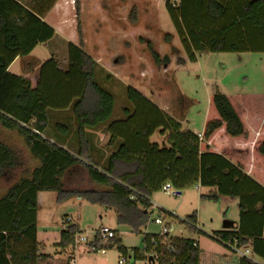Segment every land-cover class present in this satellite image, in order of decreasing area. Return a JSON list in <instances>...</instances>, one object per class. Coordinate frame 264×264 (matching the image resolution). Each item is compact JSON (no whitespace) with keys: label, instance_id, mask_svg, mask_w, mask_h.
Instances as JSON below:
<instances>
[{"label":"trees","instance_id":"16d2710c","mask_svg":"<svg viewBox=\"0 0 264 264\" xmlns=\"http://www.w3.org/2000/svg\"><path fill=\"white\" fill-rule=\"evenodd\" d=\"M56 1L31 0L27 7L40 23L37 42L56 34L42 21ZM166 7L191 61L203 52H264V0H167ZM131 16L137 20L135 9ZM27 23V17L10 19L0 9V128L16 131L26 143L19 149L0 139V264H53V254L44 252L38 239L41 191H56L58 201L78 197L113 208L119 223L140 231L150 218L152 194L165 183L177 191L199 184L209 188L214 199L236 198L238 225L215 231L212 237L233 251L234 245L251 250L250 255L237 254V264H264V184L241 163L211 150V144L202 149L204 138L224 124L228 135L248 136L229 97L219 90L214 93L220 119L210 121L203 136L131 84L122 85L125 99L120 105L107 84L121 80L85 49L81 30L75 50L82 87L74 96L68 89L59 93L33 87L29 78L8 71L30 50L21 32ZM172 39V33H165L168 43ZM147 42L155 64H169L170 56H161L152 41ZM70 63L62 67L51 58L50 65L68 71ZM156 134L161 140H152ZM259 151L264 154V142ZM31 160L38 164L32 166ZM86 179L95 186L83 187ZM181 222L197 229L195 215ZM65 225L56 243L61 250L74 247L82 234L74 221ZM115 232L107 243L99 244L98 230L87 245L125 250ZM144 240L145 249L157 250L155 264H201L202 250L194 237L170 236L166 231L145 234Z\"/></svg>","mask_w":264,"mask_h":264},{"label":"rangeland","instance_id":"374dc122","mask_svg":"<svg viewBox=\"0 0 264 264\" xmlns=\"http://www.w3.org/2000/svg\"><path fill=\"white\" fill-rule=\"evenodd\" d=\"M30 2L0 0V9L7 12L10 19L28 18L29 23L21 28V32L25 46L30 50L18 56L8 71L20 76L30 73L32 86L36 83L47 91L59 93L68 89V95H75L77 88L83 85L78 51L75 50L79 48L81 30L85 49L121 80L107 84L117 94L120 105L125 99L122 85L131 84L163 109L181 118L184 127L201 134L208 122L220 119L213 101L217 90L226 94L239 110L255 107L264 99V52H203L198 54L196 61L189 60L167 10V0H80L79 5L76 0H57L42 18L56 34L38 42L34 36L39 33L40 23L27 11ZM133 9L136 21L131 18ZM167 32L173 34L171 43L165 40ZM147 41H152L161 56H170L169 64H155ZM51 58L62 67L71 62L70 69L52 67ZM181 58L186 62L181 63ZM99 136L103 137L101 133ZM0 139L13 147L26 148L23 136L14 130L0 128ZM237 139L228 135L226 129L219 128L209 138H204L202 149L210 143L211 150L225 153L245 168L247 159ZM152 140H161V137L156 134ZM37 164V160H31L32 166ZM83 183V187L95 186L87 179ZM175 191L167 193L160 189L152 194L150 218L140 231L119 223L113 208L78 197L58 201L56 191H41L38 196V238L42 250L53 254V264H64L69 256L72 258L70 264H118L120 252L117 246L93 250L86 242L77 244L75 241L74 247L67 250L57 248L62 226L66 217L71 216L90 241L99 228L106 225L117 230L125 248L145 249V234H163L164 225H167L170 236L199 240L201 264H237V253L212 235L239 219L238 200L222 196L214 199L209 196L210 189L199 184L183 189L180 194ZM193 215L196 216L195 230L181 222ZM157 217L164 223H156Z\"/></svg>","mask_w":264,"mask_h":264},{"label":"crops","instance_id":"0c3cea01","mask_svg":"<svg viewBox=\"0 0 264 264\" xmlns=\"http://www.w3.org/2000/svg\"><path fill=\"white\" fill-rule=\"evenodd\" d=\"M101 64L105 66L104 63ZM25 77L31 80L30 73L28 74V76ZM35 86H37L36 83L35 84L33 83V87ZM236 110L239 113L242 121L245 123L246 128L248 130L247 137L239 136L238 139L236 140V142L241 146L242 148L241 151L244 152L243 154L246 156L247 159V165L245 167L246 168L245 170L249 174L255 176L262 184H264V154L260 153L259 151L260 145L264 142V99L260 100V102L255 107H248V108L241 107V110L237 108ZM221 128L226 129V124H224ZM203 134L204 133H201L200 135L203 136ZM102 138H104V135ZM222 197H227V196H222ZM238 221L239 219L234 220V222H232L231 225L225 226L224 228L235 227L238 225ZM64 226L66 225H63L62 228ZM256 259L259 260V258Z\"/></svg>","mask_w":264,"mask_h":264},{"label":"built area","instance_id":"2783aa9c","mask_svg":"<svg viewBox=\"0 0 264 264\" xmlns=\"http://www.w3.org/2000/svg\"><path fill=\"white\" fill-rule=\"evenodd\" d=\"M173 186L171 183H165L162 186V190L167 193H171L173 191ZM176 193V191H175ZM173 214V213H172ZM73 218L71 216H67L65 223L72 222ZM156 223L163 224L164 220L160 217L155 218ZM169 231V227L164 225V232ZM116 235V232L113 228L103 225L99 228V244H105V242L109 241ZM82 242H88V237L84 234H80L76 238V243L81 244ZM106 242V243H107ZM234 251L240 255H250L251 250L246 247H238L237 245L232 246ZM91 249L95 250L96 246L93 245ZM120 255L118 259V264H155L156 258L158 256L157 250L155 249H138V248H126L125 250H119Z\"/></svg>","mask_w":264,"mask_h":264},{"label":"water","instance_id":"95a60500","mask_svg":"<svg viewBox=\"0 0 264 264\" xmlns=\"http://www.w3.org/2000/svg\"><path fill=\"white\" fill-rule=\"evenodd\" d=\"M181 193V191H176V194H180Z\"/></svg>","mask_w":264,"mask_h":264}]
</instances>
